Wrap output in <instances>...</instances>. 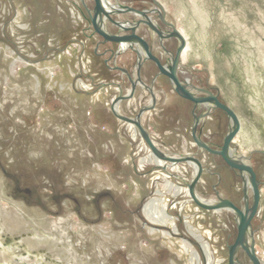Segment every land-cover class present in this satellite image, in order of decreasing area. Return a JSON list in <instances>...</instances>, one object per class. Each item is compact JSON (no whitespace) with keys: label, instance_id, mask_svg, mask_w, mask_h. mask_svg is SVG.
Masks as SVG:
<instances>
[{"label":"rangeland","instance_id":"374dc122","mask_svg":"<svg viewBox=\"0 0 264 264\" xmlns=\"http://www.w3.org/2000/svg\"><path fill=\"white\" fill-rule=\"evenodd\" d=\"M80 1L0 0V264H228V247L237 234L235 215L197 207L186 191L192 175L187 164L168 171L170 178L149 161L142 138L111 113L112 101L130 88L116 68L132 76L136 55L128 51L112 59L118 46L89 33ZM106 1L150 11L158 4ZM162 1L171 10L164 19L178 31L183 28L190 39L204 35L210 50L209 58L188 54L179 62L178 79L216 96L248 134V141L236 135L230 148L245 157L259 183L251 231L257 258L264 262V90L258 98L255 90L262 83L252 82L254 73L264 75L258 55L264 50V0ZM193 2L207 15L205 22L196 20ZM83 3L94 7L92 0ZM148 14L163 29L156 14ZM112 27L110 32L117 33ZM138 35L160 58L158 42L148 29L141 27ZM170 41L164 44L173 53L178 42ZM141 71L146 83L157 75L150 61ZM163 77L154 84L158 106L142 117V127L162 152L193 154L200 162L195 186L200 197H219L242 208L241 174L219 157L196 152L193 106ZM150 96L138 89L134 98L120 103V114L133 119ZM194 114L207 117L196 129L200 140L219 150L229 119L218 109L198 107ZM163 177L180 194L173 196L164 188ZM152 200L174 219L176 235L166 237L163 233L171 234V229L146 219L143 211ZM182 241L191 245L195 260ZM201 244L207 246L208 258ZM235 261L251 264L241 248Z\"/></svg>","mask_w":264,"mask_h":264},{"label":"water","instance_id":"95a60500","mask_svg":"<svg viewBox=\"0 0 264 264\" xmlns=\"http://www.w3.org/2000/svg\"><path fill=\"white\" fill-rule=\"evenodd\" d=\"M94 3V7L92 10L87 9L86 6L84 5L83 1L81 0V4L85 8L87 19L93 29L94 34L98 35L99 37L102 38L103 43H127V44H137L138 46L141 47L144 55H145V60L144 61H150L154 63L155 67L158 70V75H162L169 79L173 92L179 96L180 98L187 100L191 102L194 106L201 105V104H211L214 109H218L222 111L226 117L231 121V127L228 129L223 142L222 146L219 148V150H212L210 149L206 144H204L202 141H200L199 136L196 133L197 126L199 124L200 119H203L206 114L195 116L193 115V126L191 130V137L194 142V144L198 147L204 150V152L219 157L227 167H229L231 170L237 171V172H245L249 175V183L250 187L252 189L253 195H252V203L249 206L248 204V196L246 194V190L243 188V193H244V205L242 208L236 207L233 203H231L228 200L220 199L217 197V203L214 205H206L201 203L194 192L196 182L198 181L201 173H202V167L200 166L198 160L196 159H189V158H180V159H172L170 157H164L162 154L156 149V147L153 145L151 142L148 134L140 124V117L141 115L148 111L151 110V108H143L141 109L138 114L136 115V118L130 119L126 117H121L118 115H113L119 119L120 121H123L125 123H130L133 124L136 129L138 130V133L142 140L144 141L145 145L148 147L150 152L162 159L165 162H170V163H181V162H187V161H194L195 164L197 165L198 171L193 179V181L188 185V193L190 195V198L192 202L199 208L208 210V211H214V210H230L233 212L235 215L236 221H237V234L236 238L231 246L228 247V259L227 263L228 264H237L235 261V254L238 251V249H242V251L245 253V255L248 257L249 261L251 264H260L259 260L257 259L255 252H254V241L252 237V231H251V220L253 217L256 215L258 211V204H259V183L256 181L255 174L253 172V169L251 166L245 165L243 163H240L238 161H235L234 159L229 157L228 151L230 148V144L236 135L239 127L238 119L235 115V113L226 105L222 104L219 102L218 98L211 94L209 91L205 90H200V89H195L193 88L197 94L203 95V96H194L192 93L188 90L186 85L181 84L178 81V78L176 76V71L177 67L179 65V59H180V54L184 49L185 41L182 37V35L173 28V33L169 35V37H177L180 40L181 46L177 49L176 53L174 54V57L171 59L170 63L166 66H162L158 59L152 55L148 45L134 33V29H122V32H127L130 31V35H121V32H118L117 34L114 35H108L105 33L101 27L97 24L98 18L100 15L105 16L111 23H114L109 17L107 13H105L102 9V6L100 4V0H92ZM140 16H143L144 13L138 12ZM117 25V24H116ZM139 25V23L136 24V26ZM145 25L152 30L156 35H158L159 38H163L162 34L154 27L151 23L146 22ZM168 37V38H169ZM136 57L138 54L134 52ZM140 60V59H139ZM142 66V63L138 62V67H137V73H136V80H132V76H129L124 70L116 68L117 70L123 72L129 83L130 87L132 89V92L135 90L136 87V82L140 81V76H139V69ZM130 96V95H129ZM122 97L121 95L119 96L118 100L123 99L126 100L130 97ZM153 99V95H151ZM164 170V169H163ZM26 193H29L28 190H25ZM249 233L250 241L249 243L246 241V235Z\"/></svg>","mask_w":264,"mask_h":264},{"label":"bare ground","instance_id":"6f19581e","mask_svg":"<svg viewBox=\"0 0 264 264\" xmlns=\"http://www.w3.org/2000/svg\"><path fill=\"white\" fill-rule=\"evenodd\" d=\"M84 1V0H83ZM88 1V0H87ZM158 4H157V7H154V8H152L151 9V11L149 10L148 12H145L144 13V15L143 16H140L138 13H133L132 15L136 18V20H138V22H139V20L140 21H142L143 23H142V25H145V23L146 22H149V23H151V21L149 20V18L147 17V14L148 13H152V11H153V13H155V14H158L159 16L161 15V16H163V14H165L166 13V15H168V14H170L171 13V10L166 6V4L162 1V0H155ZM85 3V2H84ZM86 4V3H85ZM84 4V5H85ZM100 4H101V6H102V9H103V11L105 12V13H107L108 15H109V17L111 18L112 17V15L114 14V15H117V16H120L121 14L123 15V12L125 11L124 10V6H120V8H117L114 4H112L111 2H108V1H106V0H100ZM120 5V4H119ZM86 6V5H85ZM87 7V6H86ZM159 7V8H158ZM88 9H90L89 7H88ZM126 9V8H125ZM193 9H194V14H195V18H196V20H198V21H202V22H205L206 21V18H207V15H205L203 12H202V10H201V8H198L197 6H196V3L195 2H193ZM90 10H92V9H90ZM155 11V12H154ZM85 15V14H84ZM81 16V15H80ZM225 16L227 17L228 16V14H225ZM71 18L72 19H76V17H75V15L74 14H72L71 15ZM85 22H86V25L88 26L89 25V21H88V19H87V15L85 16ZM166 20H164V22H165ZM228 21V19H225V22H227ZM166 23L169 25V23L166 21ZM97 24L99 25V27H101V29L105 32V33H107L108 35H111L110 34V31L108 30V25H111L110 24V22H109V20L105 17V16H103V15H100L99 16V18H98V21H97ZM152 24V23H151ZM119 25H121V24H119ZM154 27H156L154 24H152ZM238 25V24H237ZM86 26V27H87ZM91 26V25H90ZM135 26H136V24H135ZM146 27H147V25H145ZM239 26V25H238ZM237 26V27H238ZM121 27H124V25H121ZM120 27V28H121ZM128 26H126V27H124V28H127ZM130 27H134V24H131L130 25ZM137 27V26H136ZM178 27V26H177ZM119 28V27H118ZM119 28V29H120ZM149 28V27H148ZM150 29V28H149ZM156 29H157V27H156ZM178 29H179V32H180V34L182 35V37H183V39H184V41H185V45H184V49H183V51L181 52V54H180V59H179V62H183L184 61V59L187 57V55L188 54H192L193 56H194V58H198V59H206V58H209L211 55H210V50L205 46V42H206V37L204 36V35H202V34H197V36L195 37V38H192V39H190V35H188V33L183 29V28H181V27H178ZM138 30H140L139 28H138ZM93 32V29H92V27H91V29L89 30V33L91 34ZM121 32V35H123L122 34V31H120ZM151 32V35H153L154 36V32H152V30L150 31ZM89 33H87V34H89ZM93 35H94V32L92 33ZM125 35H129V33H124ZM163 34V33H162ZM96 35V34H95ZM259 37H258V42H259ZM177 41H178V43H180V40L179 39H177ZM254 41L256 42V40L254 39ZM261 41V40H260ZM175 41H170V43H174ZM258 42H256V44H258ZM177 43V44H178ZM260 43V42H259ZM259 45V44H258ZM117 46H119V51H116V52H113V54H112V59L114 58V59H116V58H119L120 56H122V55H124V54H126L128 51H133V52H136V54H138L137 55V61H136V65H135V71H134V74L132 75V80H136V73H137V67H138V62L139 63H144V62H146V61H144L145 60V55H144V53H143V51H142V49H141V47L140 46H138L137 44H127V43H118L117 44ZM255 47V46H254ZM259 50V49H258ZM259 52V57H260V59H261V61H262V64H263V66H264V50H261V51H258ZM257 52V53H258ZM111 55V54H110ZM256 55V54H255ZM257 55V56H258ZM253 56V55H252ZM140 59V60H139ZM180 64V63H179ZM254 64V63H253ZM253 64H251V67L253 66ZM178 67H179V65H178ZM178 67H177V70H178ZM142 68V67H141ZM141 68L139 69V73H140V71H141ZM182 68V67H181ZM124 70V69H123ZM253 70V69H252ZM121 74H123V75H125L123 72H121ZM214 75V74H213ZM213 75H211L212 76V78H214L213 77ZM176 76H177V72H176ZM263 76L264 75H262V76H259V77H257L256 76V74L254 73L253 74V79H252V82L256 85V84H258V83H262V86H261V88H256V90H255V95L256 96H258V98L260 97V93L262 94L263 92H261V91H263L264 90V78H263ZM160 77V78H159ZM157 78H159L160 79V81L162 80V78H161V75L160 76H157ZM157 78L155 79V82H156V80H157ZM177 78H178V76H177ZM178 81L181 83V84H184V83H182L179 79H178ZM137 88H140V89H142V90H144L145 92H147L149 95H153V99H152V97L149 99V101H148V103H146V105L145 106H143V107H145V108H151V107H153V109H155L156 107H157V105H156V103H157V100H156V96H155V92H154V89H153V87L152 86H147L144 82H143V80H142V78L140 79V81L139 82H136V87H135V90L137 89ZM188 88V90L192 93V95H194V96H197V95H199V94H197L196 93V91L192 88V87H187ZM133 91L132 92V89H131V87L129 88V89H127V91H126V93L124 94V95H121L122 97H125V96H129L130 98H134V95H135V93H136V91ZM171 95V94H170ZM264 97V96H263ZM118 98L119 97H117V98H115L114 99V101H112V103L110 104L111 105V108H110V111H111V113L113 114V113H115V115H118V116H121V117H125V116H123L122 114H120L121 112H120V109H121V105H120V103L121 102H123V101H126V100H128V99H126V100H123V99H120V100H118ZM185 103H187V102H185ZM256 103H257V101L256 100H254L253 101V104H255L256 105ZM260 104V103H259ZM258 104V105H259ZM263 106V105H262ZM200 108V107H202L205 111L206 110H213V106L211 105V104H201V105H197V108ZM151 111H146V112H144L142 115H141V117H140V124L142 123V117L145 115V114H148V113H150ZM261 112V111H260ZM262 113V112H261ZM150 114H152V113H150ZM264 114V113H263ZM149 115V114H148ZM212 117V116H211ZM136 118V116L133 118V120ZM207 120V117L206 118H203V119H200V121H199V124H198V126H200L201 124H202V122H205ZM207 122V121H206ZM229 123H230V127H231V121L229 120ZM238 123H239V127H238V131H237V133H236V135H238V136H241L242 137V139H244L245 141H248L249 139H248V134H247V132H246V129L244 128V126H243V124H242V122H240V121H238ZM126 125H127V127H129L130 128V130H132L133 132H135L136 134H138L139 135V133H138V130L136 129V127L133 125V124H130V123H126ZM251 125V124H250ZM229 127V128H230ZM252 128H254V127H252ZM249 129V128H248ZM144 130L146 131V133L148 134V136H149V138H150V140H151V135H150V133L144 128ZM242 133V135H240ZM251 133V132H250ZM235 135V136H236ZM140 136V135H139ZM235 136H234V138H235ZM233 138V139H234ZM143 141V140H142ZM201 141V140H200ZM151 142H152V140H151ZM153 143V145H154V142H152ZM250 143V142H249ZM144 145H145V143H144ZM195 145V144H194ZM155 146V145H154ZM156 147V146H155ZM195 147H196V152H204V150L203 149H201V148H198L196 145H195ZM145 149H147V151H150L149 149H148V147L145 145ZM156 149H158V151L162 154V156H164V157H170V158H172V159H180V158H189V159H196L195 157H194V155L193 154H186V155H177V156H171V155H168V154H166V153H164V152H162L159 148H157L156 147ZM149 153H151V152H149ZM193 153V152H192ZM228 154H229V157L230 158H232V159H234L235 161H238V162H240V163H243V164H245V165H248V162H247V160L245 159V157L244 156H241V155H238L237 153L235 154L232 150H231V148H229V151H228ZM174 155V154H173ZM195 155H196V153H195ZM150 157H151V159L149 160V161H152L153 163H154V165L156 166V167H158V168H161L163 171H165L164 173L165 174H167V175H169V177L171 178V175L170 174H168V171L169 172H174V170L176 169V166L179 164V163H170V162H165V161H163L162 159H160V158H158V157H156V156H154L152 153L150 154ZM197 160V159H196ZM199 162V161H198ZM140 163H142V160H141V162ZM185 164H187V166L192 170V175H191V179H190V182H189V184L193 181V179L195 178V176H196V174H197V171H198V168H197V165L195 164V162L194 161H187V162H185ZM199 164H200V162H199ZM201 166V165H200ZM248 166H250V165H248ZM202 167V166H201ZM240 174H241V181H242V185H243V188L246 190V194H247V196H248V198L249 199H251L252 200V195H253V192H252V189H251V187H250V183H249V175L247 174V173H245V172H239ZM201 176V175H200ZM170 178H168V177H163V182H164V184H163V187L164 188H167V190L173 195V196H176V195H178V194H180V191H181V189L179 188V187H177V185H175V184H173V182L170 180ZM199 179H200V177H199ZM199 179H198V181H199ZM198 181L196 182V184L198 183ZM200 182V181H199ZM196 186V185H195ZM258 189H259V187H258ZM186 191H188V190H186ZM260 191V190H259ZM194 192H195V195H196V197H197V199L201 202V203H203V204H206V205H214V204H216L217 203V198H215V199H207V200H204L202 197H200L199 196V194H198V192H196L195 191V189H194ZM188 195H189V193H188ZM189 197H190V195H189ZM190 199V201H192L191 200V198H189ZM149 205L147 206V208H145L144 209V215H145V217H146V219L150 222V223H152V225H155V226H160V227H167L168 229H171V234L170 233H167V232H164L163 233V235H165L166 237H170L171 235H176V234H174L175 232H178V230H177V228H176V225H175V223H174V219L173 218H171V216L168 214V212H166V209H165V206L164 205H160V203L157 201V200H152L151 202H149L148 203ZM225 210H227V209H225ZM206 211H208V210H206ZM220 211H222V210H214V212H216V213H219ZM227 212H230L231 214H233V212L232 211H230V210H227ZM257 213H258V211H257ZM257 213H256V215H257ZM255 215V216H256ZM254 216V217H255ZM173 230V231H172ZM151 231H153V230H151ZM189 233L197 240V241H199V242H201V237L200 236H198V235H196V234H194V232H193V230H189ZM246 241L249 243V241H250V237H249V233L246 235ZM201 246H202V248L204 249V252H205V256L208 258V251H206V249H207V246L204 244H201ZM255 246V245H254ZM182 247L184 248V250H185V252L187 253V254H189V256L191 255V260H195V255L193 254V252H192V247H191V245L189 244V243H187V242H185V241H182ZM254 252H255V255H256V257H257V253H256V248L254 247ZM258 259V258H257ZM259 260V259H258ZM260 262V261H259ZM260 264H264V262H260Z\"/></svg>","mask_w":264,"mask_h":264},{"label":"flooded vegetation","instance_id":"af4514ba","mask_svg":"<svg viewBox=\"0 0 264 264\" xmlns=\"http://www.w3.org/2000/svg\"><path fill=\"white\" fill-rule=\"evenodd\" d=\"M124 6V12H123V15L121 14L120 16H117V15H112V17L110 18L112 21H114V23H111L110 21V24L111 25H108V30H109V27H112V26H114V27H112V28H115L116 29V31H117V33L118 32H120V31H122V29H134V33L138 36V37H140L147 45H148V47H149V49H150V51H151V53H152V55L153 56H155L157 59H158V61L160 62V64L162 65V66H166V65H168L169 63H170V61H171V59L174 57V54L176 53V51H177V49L181 46V43H178V45H176V49H175V51L173 52V53H171L168 49H167V47L165 46V44H164V42L165 41H168V40H173V41H175V42H178L177 41V37H169V35H171L172 33H173V28L174 29H176L171 23H169V25L166 23V21L164 22V16H159V15H157L156 14V19H157V21H160V23L162 24V25H164V27H163V29L162 28H160L159 26H158V24L156 23V21L154 20V19H150V21H151V23L152 24H154L156 27H157V30L162 34V37L163 38H159L158 37V35H156L155 33H154V36L153 35H151L150 36V38L152 39V41H153V39H156L157 40V42H158V47L160 48V51H161V57L159 58L157 55H154L153 54V45H151V43H149L148 41H146V39H145V37H143V36H139L138 35V32H139V30H138V28L140 29L141 27H146L145 25H142V21H140L139 20V22H138V20H136V18L132 15L133 13H138V12H142V13H145V12H148L149 10H138V9H136V8H132L131 6H128V5H123ZM117 8H120V6H116ZM87 9H88V7H86ZM126 8V9H125ZM148 15H152V13H149ZM125 16H128V17H133V19H126V20H120V19H118V20H116L117 18H123V17H125ZM137 23H139V25H137V27L135 26V24H137ZM117 24V25H116ZM119 24H121V25H124V27H126V26H128L127 28H124V27H121V25H119ZM131 24H134V27H130V25ZM120 29H119V28ZM147 29H148V31H149V33L151 34V30L148 28V27H146ZM177 30V29H176ZM110 31V30H109ZM178 31V30H177ZM179 32V31H178ZM117 33H113L112 34V32H110V34L111 35H114V34H117ZM124 33H129V35H130V31H127V32H122V34L123 35H125ZM180 33V32H179ZM169 37V38H168ZM117 51H119V46H118V50ZM169 51V52H168ZM133 52V51H132ZM164 58L166 59V60H168L167 62H165L164 64H162L163 63V61L162 60H164ZM136 61H137V57L135 56V65H136ZM146 62H148V61H146ZM146 62H144V63H142V68L144 67V65L146 64ZM154 64V63H153ZM140 67V68H141ZM157 69V68H156ZM134 71H135V66H134ZM177 72V71H176ZM158 70H157V75L156 76H154L152 79L153 80H151L149 83H146V81L144 80V78H143V76H142V71H140V73H139V76H140V79L142 78L143 79V82L147 85V86H152L153 87V89H154V84H155V79L157 78V76H158ZM169 80V79H168ZM184 85V84H183ZM130 87V86H129ZM188 87V86H187ZM138 89H140V88H137L135 91H137ZM144 91V90H143ZM148 94V93H147ZM198 96V95H197ZM149 98H151V96L149 97ZM184 100V99H183ZM166 101V100H165ZM184 101H187V100H184ZM187 102H189V101H187ZM189 103H191V102H189ZM158 104V103H157ZM191 105L193 106V111H192V114L193 115H195L194 114V112L196 111V109H197V106H194L192 103H191ZM143 108H145V107H142V109ZM152 109H153V107H152ZM151 109V110H152ZM141 110V109H140Z\"/></svg>","mask_w":264,"mask_h":264},{"label":"built area","instance_id":"2783aa9c","mask_svg":"<svg viewBox=\"0 0 264 264\" xmlns=\"http://www.w3.org/2000/svg\"><path fill=\"white\" fill-rule=\"evenodd\" d=\"M78 9L81 11V8L79 7V5H78ZM83 15V17H84V21H85V16H86V14L84 15V13L82 14ZM91 29V26H90V23H89V25H88V31ZM85 32H87V30H85ZM84 32V33H85Z\"/></svg>","mask_w":264,"mask_h":264},{"label":"crops","instance_id":"0c3cea01","mask_svg":"<svg viewBox=\"0 0 264 264\" xmlns=\"http://www.w3.org/2000/svg\"><path fill=\"white\" fill-rule=\"evenodd\" d=\"M159 78H160V77H159ZM159 78H157L156 82H158V79H159ZM163 78H164V77H163ZM142 80H143V79H142ZM159 94H160V92H158L157 96H159ZM163 95H164V98H166V97H165V92L163 93ZM159 97H160V96H159ZM157 103H158V101H157ZM156 105L158 106V104H156Z\"/></svg>","mask_w":264,"mask_h":264}]
</instances>
